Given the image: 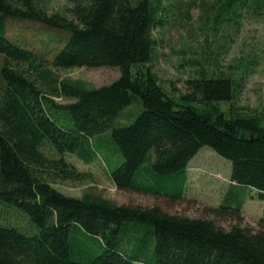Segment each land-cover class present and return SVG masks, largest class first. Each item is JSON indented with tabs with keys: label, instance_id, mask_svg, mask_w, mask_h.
<instances>
[{
	"label": "trees",
	"instance_id": "trees-1",
	"mask_svg": "<svg viewBox=\"0 0 264 264\" xmlns=\"http://www.w3.org/2000/svg\"><path fill=\"white\" fill-rule=\"evenodd\" d=\"M52 1L67 5L53 11ZM165 1L0 0V264H264V211L255 230H224L52 186L78 180L66 155L94 162L95 139L108 133L122 159L109 172L119 189L179 199L189 162L208 147L231 163L230 186L263 198L264 116L234 109L237 80L201 66L174 97L147 67ZM214 9L217 31L242 12L263 13L264 0H215ZM22 25L39 48L13 36ZM74 67L116 68L119 77L89 87L53 70ZM240 207L233 198L212 212L241 220Z\"/></svg>",
	"mask_w": 264,
	"mask_h": 264
},
{
	"label": "rangeland",
	"instance_id": "rangeland-1",
	"mask_svg": "<svg viewBox=\"0 0 264 264\" xmlns=\"http://www.w3.org/2000/svg\"><path fill=\"white\" fill-rule=\"evenodd\" d=\"M214 2L215 0L165 1L161 15L162 25L152 30L156 45L147 67L174 97L188 92L186 81L193 78L201 66L206 70L215 69L216 72L230 74L237 80L239 87L233 103L234 109L241 114L264 116V12H242L233 25L222 23L215 31ZM66 5L65 1H52L53 11H60ZM30 29L22 25L12 34L17 38L25 36L31 46L39 48L35 36L31 37ZM56 53L53 50L50 56L54 57ZM53 70L60 79L81 80L89 87L108 85L119 77L118 70L111 67ZM54 101L63 105L72 100L61 97ZM221 106L223 110L228 109V104ZM134 112L133 107L127 109L121 123H127ZM107 135L109 136L108 133L102 134L95 139L102 153L90 164L81 162L75 156L66 155L65 160L74 166L81 177L76 181H56L52 186L58 192L73 198L90 194L117 205L158 207L170 215L209 219L224 230L236 225L254 230L258 228V221L264 211V196L259 198L255 190L247 187L230 186L231 163L216 155L210 148L203 147L189 162L183 196L171 199L164 195L117 188L111 182L109 172L117 168L122 159L115 151L112 140L107 141ZM233 198L241 203L238 211L241 220H238L235 212L224 216L212 212ZM231 205L232 208L236 207L232 202ZM87 242L93 249L96 248L93 239H88ZM75 254L77 261H86L79 258L78 248H75ZM97 254L99 253H94V256Z\"/></svg>",
	"mask_w": 264,
	"mask_h": 264
}]
</instances>
